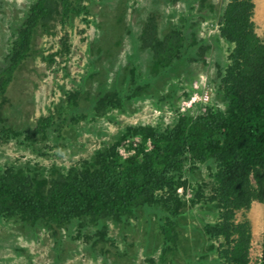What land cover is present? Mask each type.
Returning <instances> with one entry per match:
<instances>
[{"label": "rangeland", "instance_id": "374dc122", "mask_svg": "<svg viewBox=\"0 0 264 264\" xmlns=\"http://www.w3.org/2000/svg\"><path fill=\"white\" fill-rule=\"evenodd\" d=\"M35 1L0 0V71L7 65L16 31ZM228 2L82 0L79 13L71 12L69 17L62 13L51 19L49 23L54 25L48 32L39 31L32 56L6 93L7 102L0 111V170L22 167L47 177L56 168L67 173L111 145L129 126H156L164 131L172 129L181 117L207 115L209 108L224 113L227 101L218 91V71L224 72L230 63L233 45L220 36L218 23ZM84 5L87 11L82 9ZM119 14L121 34L115 36ZM152 14L157 16L160 32L173 25L186 32L188 42L197 41L189 54L156 74L138 35ZM253 20L263 37L264 0H255ZM118 37L120 45L109 47ZM202 42L207 49L200 55ZM108 91H117L122 101L119 106L101 109L99 92ZM134 92L137 97H132ZM204 92L209 101L201 99ZM73 93L81 96L82 103L77 106L68 102ZM41 122L47 136L34 133ZM5 127L21 133L5 138ZM131 137L119 144L118 151ZM215 166L213 161L201 162L185 155L179 168L168 173L175 181L187 182L176 187L175 196L185 202L178 207L180 213L172 214L175 200L169 199L166 186L155 194L169 199L168 207L161 201L138 208L123 222L106 219V244L95 237L101 225L81 226L75 220L54 230L40 222L30 225L19 216L0 218V264H210L207 260L198 263L196 255L175 257L173 249L163 253L165 244L158 233L173 221L182 237L198 238L197 243L202 240V250L209 245L205 230L219 221L218 209L212 211L207 203L213 195ZM244 216L252 226L250 264H261L264 202L254 201L249 210L238 212L237 221ZM170 246L174 244L170 242Z\"/></svg>", "mask_w": 264, "mask_h": 264}, {"label": "trees", "instance_id": "16d2710c", "mask_svg": "<svg viewBox=\"0 0 264 264\" xmlns=\"http://www.w3.org/2000/svg\"><path fill=\"white\" fill-rule=\"evenodd\" d=\"M81 1L36 0L32 3L16 31L11 51L6 56L7 65L0 71V111L7 102L6 93L11 83L18 79L17 72L35 50L39 31L48 32L54 25L50 20H56L62 13L64 17H69L71 12L79 13ZM82 9L87 11L88 6ZM254 9L255 0H229L219 19L220 36L233 45L230 63L224 72L218 71V91L227 101L224 113L209 108L207 115L194 119L181 117L172 129L164 131L156 126H129L111 145L97 150L79 168L67 173L56 168L51 171V177H47L22 167L0 170V218L19 216L30 225L40 222L54 230L75 220H79L81 226L101 225L95 237L97 242L106 244V219L123 222L142 206L164 201L168 207L169 199L175 200L172 214L180 213L178 207L185 202L175 196L176 187L186 186L187 182L175 181V176L168 173L178 169L183 157L189 155L216 165L213 195L207 203L212 211L218 209L219 221L207 226L205 234L210 242L203 250L202 240L197 243L198 238L182 237L174 228V222L169 221L158 233L164 240L163 253L173 249L175 257H181V253L196 255L198 263L207 260L210 264H250L251 222L245 216L237 221L236 216L240 211L249 210L254 201L264 202V36L260 37L256 31ZM119 16L115 20V36L120 33ZM160 31L157 16L152 14L143 22L138 34L141 47L150 54L153 74L189 54L197 45L196 40L188 42L186 32L173 25ZM118 39L120 37L109 47L120 45ZM204 42L200 55L207 49ZM100 48L103 49L101 44ZM100 92L97 104L101 109L107 105L119 106L122 101L117 91ZM80 97L77 93L69 96L70 106L82 103ZM132 97L137 94L134 92ZM45 126L41 122L34 133L47 136ZM2 131L5 138H9L10 133L14 136L21 133L12 127ZM129 136L140 137V142L137 146L131 144L127 150L133 152L123 157L117 147ZM166 186L168 200L155 194ZM261 264H264V235Z\"/></svg>", "mask_w": 264, "mask_h": 264}, {"label": "built area", "instance_id": "2783aa9c", "mask_svg": "<svg viewBox=\"0 0 264 264\" xmlns=\"http://www.w3.org/2000/svg\"><path fill=\"white\" fill-rule=\"evenodd\" d=\"M201 99L204 101H209L210 97L209 94L207 92H204L200 95ZM140 142V137L136 136V137H131L128 140H125L123 142V146L122 149L123 151H119L120 155H122L123 157H127L129 154H131L133 152V150L128 151L127 149L130 148V145L133 144L134 146H137L138 143ZM148 146H150V142H148ZM151 148V147H149ZM125 152V153H124Z\"/></svg>", "mask_w": 264, "mask_h": 264}, {"label": "crops", "instance_id": "0c3cea01", "mask_svg": "<svg viewBox=\"0 0 264 264\" xmlns=\"http://www.w3.org/2000/svg\"><path fill=\"white\" fill-rule=\"evenodd\" d=\"M256 24V23H255ZM257 25V24H256Z\"/></svg>", "mask_w": 264, "mask_h": 264}]
</instances>
